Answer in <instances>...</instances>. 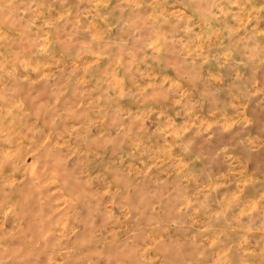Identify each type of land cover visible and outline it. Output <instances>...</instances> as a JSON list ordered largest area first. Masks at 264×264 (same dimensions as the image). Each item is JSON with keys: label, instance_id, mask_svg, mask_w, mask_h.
I'll return each mask as SVG.
<instances>
[{"label": "rangeland", "instance_id": "rangeland-1", "mask_svg": "<svg viewBox=\"0 0 264 264\" xmlns=\"http://www.w3.org/2000/svg\"><path fill=\"white\" fill-rule=\"evenodd\" d=\"M0 264H264V0H0Z\"/></svg>", "mask_w": 264, "mask_h": 264}]
</instances>
